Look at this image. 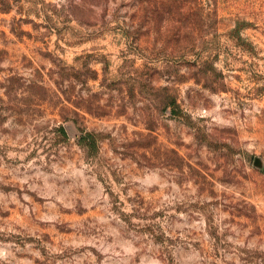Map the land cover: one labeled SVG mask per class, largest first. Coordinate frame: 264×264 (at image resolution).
Returning a JSON list of instances; mask_svg holds the SVG:
<instances>
[{
  "label": "rangeland",
  "instance_id": "rangeland-1",
  "mask_svg": "<svg viewBox=\"0 0 264 264\" xmlns=\"http://www.w3.org/2000/svg\"><path fill=\"white\" fill-rule=\"evenodd\" d=\"M0 264H264V0H0Z\"/></svg>",
  "mask_w": 264,
  "mask_h": 264
},
{
  "label": "trees",
  "instance_id": "trees-1",
  "mask_svg": "<svg viewBox=\"0 0 264 264\" xmlns=\"http://www.w3.org/2000/svg\"><path fill=\"white\" fill-rule=\"evenodd\" d=\"M60 80L58 81L60 84V89H61V93L62 96H60V99L63 101H68L71 102L72 101V95L71 92L68 89H63L64 86H62V84H64L67 80H71L74 78V76H76L77 78H82V75L78 72L75 71L74 69H72L69 66L66 65H60ZM74 102V101H73ZM163 104L165 105V108H168L169 106H175L176 105V99L174 97H170L169 100L163 101ZM64 110L66 111V107H63ZM90 112H93L91 109ZM174 111H176V109H173ZM177 114V113H176ZM63 118L65 121L69 120L70 118L63 114ZM60 129L62 131V133L65 136H68V130L67 127L65 126V123L60 125ZM154 130L153 127H150V133H148L147 135H144L141 133V137H140V141H138L137 144H139V147L141 148H145V149H149L152 145V139H153V134L152 131ZM98 134L93 132V131H83L80 136H79V143L82 146H85L90 153L95 154L98 151ZM146 156V155H145Z\"/></svg>",
  "mask_w": 264,
  "mask_h": 264
},
{
  "label": "water",
  "instance_id": "water-1",
  "mask_svg": "<svg viewBox=\"0 0 264 264\" xmlns=\"http://www.w3.org/2000/svg\"><path fill=\"white\" fill-rule=\"evenodd\" d=\"M65 126L67 127V123L65 124ZM67 130H68V127H67ZM262 162L259 158L256 159V165H261Z\"/></svg>",
  "mask_w": 264,
  "mask_h": 264
}]
</instances>
